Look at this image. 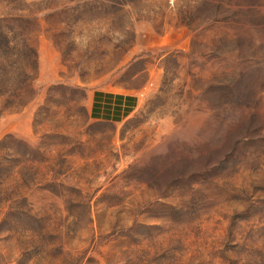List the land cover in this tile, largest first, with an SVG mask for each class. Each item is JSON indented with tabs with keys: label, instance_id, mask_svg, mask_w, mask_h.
I'll use <instances>...</instances> for the list:
<instances>
[{
	"label": "rangeland",
	"instance_id": "obj_1",
	"mask_svg": "<svg viewBox=\"0 0 264 264\" xmlns=\"http://www.w3.org/2000/svg\"><path fill=\"white\" fill-rule=\"evenodd\" d=\"M0 264H264V0H0Z\"/></svg>",
	"mask_w": 264,
	"mask_h": 264
}]
</instances>
